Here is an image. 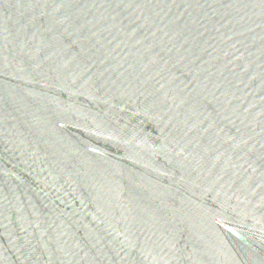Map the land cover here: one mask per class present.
Instances as JSON below:
<instances>
[{
    "label": "water",
    "instance_id": "water-1",
    "mask_svg": "<svg viewBox=\"0 0 264 264\" xmlns=\"http://www.w3.org/2000/svg\"><path fill=\"white\" fill-rule=\"evenodd\" d=\"M0 264H264V0H0Z\"/></svg>",
    "mask_w": 264,
    "mask_h": 264
}]
</instances>
